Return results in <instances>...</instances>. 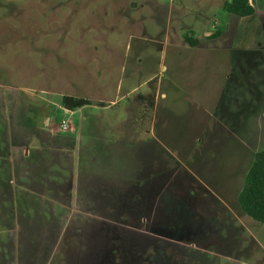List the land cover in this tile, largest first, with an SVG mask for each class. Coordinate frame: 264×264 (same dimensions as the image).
Wrapping results in <instances>:
<instances>
[{"label":"rangeland","instance_id":"1","mask_svg":"<svg viewBox=\"0 0 264 264\" xmlns=\"http://www.w3.org/2000/svg\"><path fill=\"white\" fill-rule=\"evenodd\" d=\"M223 1L0 0V264H227L218 247L264 264L263 224L242 217L254 237L216 245L225 223L202 205L193 234L170 231L132 164L141 141L199 149L214 118L261 136L264 29ZM67 96L92 105L69 111Z\"/></svg>","mask_w":264,"mask_h":264},{"label":"crops","instance_id":"2","mask_svg":"<svg viewBox=\"0 0 264 264\" xmlns=\"http://www.w3.org/2000/svg\"><path fill=\"white\" fill-rule=\"evenodd\" d=\"M225 1H223V7ZM253 6L256 11L255 16L250 19H242L245 20L249 28H255V26L249 24L256 23L258 25L262 24L264 29V0H253ZM218 27L221 28V25ZM218 32H221V29ZM212 34L205 38L209 40ZM198 46H200V42ZM260 52L264 54V46L261 47ZM216 102H219V99H216ZM106 108L108 107L104 109ZM214 109H217V104ZM228 121V117L226 119L220 117L212 119L211 124L200 125L201 130L196 136L200 148L196 150L188 148L187 150L185 147L179 146L174 152L178 153L177 156L167 150L166 145L159 143L156 139L155 144L151 145L146 141H141L134 145L136 149H131L136 153L134 159H132V164L136 167L138 178L139 171L142 175L140 168L144 167V180L137 182L144 181L146 199L157 201L158 204L154 205L155 209L157 208L155 214L175 216L168 221V230L193 234L195 230L191 225L197 223L200 215H202L200 213L201 209L205 206V209L211 210L216 221L225 223L224 226L217 227V230L214 227L216 231L214 230L215 234H212L215 235V242L213 243L225 245L227 241L222 237V234H226L225 231H227L226 239L228 241L231 239L232 242L238 241L243 247L244 240H248L254 235L249 231L248 226L242 222V217L247 218V216L242 213L238 198L249 168L253 163L254 155L260 150L262 130L261 136L257 139L258 142L256 140L257 143L252 142L251 144L248 138L243 135V123L240 118L239 121L236 117H234V121H231V119L230 122ZM254 145L257 146L256 151L251 148ZM140 151L144 152L141 158L138 156ZM166 162L173 163L171 172L168 173L169 177L172 175L169 183L164 179L167 172L164 174V172L158 171V168L163 167ZM133 175L135 176V173ZM185 178L196 181L203 190V196H201L202 192L200 193L192 187L186 190L187 182ZM190 194L197 195L204 202H198L196 205L192 204L189 197L185 196ZM204 198L210 202V208L206 206ZM232 221L237 223L233 224ZM164 224L159 227H165ZM197 230L203 233L202 229L198 228ZM206 236L205 233L201 235L202 238ZM217 250L215 252L216 259L221 258L227 264H236L239 261L237 259L239 255L231 254L229 249L222 250L221 247H218Z\"/></svg>","mask_w":264,"mask_h":264},{"label":"trees","instance_id":"3","mask_svg":"<svg viewBox=\"0 0 264 264\" xmlns=\"http://www.w3.org/2000/svg\"><path fill=\"white\" fill-rule=\"evenodd\" d=\"M223 9L231 15L250 19L256 14L253 6V0H226ZM221 36V32L213 33L210 39H216ZM185 42L191 47H196L199 40L185 37ZM92 103L84 98L64 97L62 106L69 111H76ZM2 130V129H0ZM6 147L9 150V138L5 136ZM263 148L255 153L252 165L249 168L244 185L239 194L238 202L242 213L251 218L255 222L264 225V105L262 109V142ZM11 169L9 165L6 168V176L8 181H11Z\"/></svg>","mask_w":264,"mask_h":264}]
</instances>
